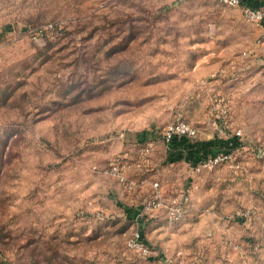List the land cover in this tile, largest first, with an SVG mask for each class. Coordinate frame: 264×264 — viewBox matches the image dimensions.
I'll return each mask as SVG.
<instances>
[{"label": "rangeland", "instance_id": "1", "mask_svg": "<svg viewBox=\"0 0 264 264\" xmlns=\"http://www.w3.org/2000/svg\"><path fill=\"white\" fill-rule=\"evenodd\" d=\"M177 120L238 134L231 158L171 160ZM154 182L189 189L180 220L141 213ZM0 264H264V24L218 0H0Z\"/></svg>", "mask_w": 264, "mask_h": 264}, {"label": "built area", "instance_id": "2", "mask_svg": "<svg viewBox=\"0 0 264 264\" xmlns=\"http://www.w3.org/2000/svg\"><path fill=\"white\" fill-rule=\"evenodd\" d=\"M223 5L238 7L241 11L243 18L254 25L262 26L264 23V5L255 7L251 4L243 2V0H218ZM196 129L186 121L177 120L169 123L162 132V138L167 143V147H173V143L179 139H185L187 142H194L193 139L196 136ZM238 134H234L237 136ZM238 137V136H237ZM152 143L148 142L147 146H151ZM232 150L222 148L216 153L208 154L200 157L195 162L188 161L191 167V171L199 173L204 170L213 169L219 163L227 161L232 156ZM111 171L120 178V181L124 182V176L120 174V171L116 164H113ZM153 190L150 198L142 204V212H151L153 210L163 209L165 218L169 222H176L180 220L190 208V191L185 188L180 191L178 195L166 197L162 192L158 182H154ZM136 214V217L138 216ZM126 246L142 255H150L151 249L147 241L144 240L143 234L136 228L130 234L126 240Z\"/></svg>", "mask_w": 264, "mask_h": 264}, {"label": "trees", "instance_id": "3", "mask_svg": "<svg viewBox=\"0 0 264 264\" xmlns=\"http://www.w3.org/2000/svg\"><path fill=\"white\" fill-rule=\"evenodd\" d=\"M243 2L251 4L255 7H258L259 5L253 1V0H243ZM264 5V4H263ZM262 6V5H261ZM145 133L142 131L141 133H138L137 137L138 140H144ZM229 141V143H227ZM212 142L213 145L206 143V142H199V141H194V142H187L185 139H179L173 143V147H170L169 149L173 153L178 154V158H183L186 161H191L195 162L198 160L200 157L216 153L222 148L229 149L231 150L234 146L238 144L237 141V136H233L230 139H223L222 141H210ZM138 211H134L132 213V217L136 218V214Z\"/></svg>", "mask_w": 264, "mask_h": 264}, {"label": "crops", "instance_id": "4", "mask_svg": "<svg viewBox=\"0 0 264 264\" xmlns=\"http://www.w3.org/2000/svg\"><path fill=\"white\" fill-rule=\"evenodd\" d=\"M255 1L259 6L263 5L264 4V0H253ZM264 24V23H263ZM170 159L172 160H175V159H182L183 158H178V154L177 153H170Z\"/></svg>", "mask_w": 264, "mask_h": 264}]
</instances>
